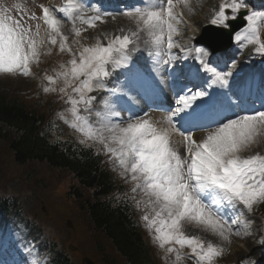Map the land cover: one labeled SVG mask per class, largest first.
I'll list each match as a JSON object with an SVG mask.
<instances>
[{
	"label": "snow or ice",
	"instance_id": "obj_1",
	"mask_svg": "<svg viewBox=\"0 0 264 264\" xmlns=\"http://www.w3.org/2000/svg\"><path fill=\"white\" fill-rule=\"evenodd\" d=\"M19 7L0 6V73L30 75V62L38 59L39 48L46 42L34 38L40 36L42 24L52 45L59 38L60 51L73 53L71 68L62 75L66 80L71 76L79 81L73 87L78 98H69L79 122L74 127L78 126L88 140L102 146L121 169L120 175L134 182L133 192L142 190L155 212L154 218L145 215L143 219L154 227L161 247L172 243L188 245L195 264H213V258L222 249L206 245L198 237L186 236L182 222L199 225L226 241L232 235L253 234L249 230L251 221L246 220L241 228L239 219H233L229 212L251 213L257 204H264V155H240L257 137L264 138V107L250 110L241 106L234 81L237 59L224 62L222 70H218L219 63L213 66L204 59L221 51L216 37L193 36L194 45L179 47L173 34L183 16L174 12V0H146L145 6L121 10L120 14L135 21V31L114 36L107 43L83 46L77 56L66 44L69 37L62 26L63 18H67L75 36H81L75 25L77 19H84L83 3L67 0L59 8L40 4V15L21 11L16 17L14 13ZM96 11L93 23L114 15L105 11L102 16L100 9ZM29 21L36 22L34 34ZM260 22H264V9H255L249 0H224L210 21L228 34L232 44L243 41L239 45L241 50L248 44L254 45L251 58L264 57ZM173 48L178 51L173 52ZM192 51L196 53L197 73L203 83L186 86L178 103L170 109L168 126L158 128L145 119L147 112L139 110L144 100L142 93L163 95L167 88L165 77L173 79L179 68L177 61L188 60ZM239 87L246 90L254 86L241 81ZM81 111L85 115H80ZM201 129L207 130L206 135L194 139V133ZM174 133L186 141L184 155L172 145ZM29 235L23 223L11 232H0V264H39L30 259L38 237L32 235L28 239ZM259 243L264 246V236ZM241 264L264 261L245 257Z\"/></svg>",
	"mask_w": 264,
	"mask_h": 264
},
{
	"label": "rangeland",
	"instance_id": "obj_2",
	"mask_svg": "<svg viewBox=\"0 0 264 264\" xmlns=\"http://www.w3.org/2000/svg\"><path fill=\"white\" fill-rule=\"evenodd\" d=\"M188 0H174V10L175 12L182 13L183 22L177 25V32L173 34V38L175 37L177 41L185 40L186 37L189 38L187 41L189 42L193 36L198 35L201 32V28L206 26L208 21L214 16L215 12H217L220 8V5L224 2V0H197L194 5L191 7H187L185 12L179 11L178 8L181 4ZM194 2V0H192ZM75 3L80 4L83 3L85 5L86 11L82 13L83 17L87 13H91L90 8L87 6V2L85 0H74ZM49 3L50 5H55L56 8L64 6L67 1L65 0H0V6H12L19 5L20 7L16 9L14 15L19 17L21 11L25 14L35 12L37 15H40L41 9L39 8L40 4ZM146 4V0H144ZM137 6H145L143 3L137 4ZM209 11H208V9ZM178 9V10H177ZM205 10V14L203 15V11ZM37 11V12H36ZM208 12V13H207ZM207 14V15H206ZM185 18V19H184ZM65 20L64 25L62 26V31L65 35L69 37L66 44L73 49V52L77 54V43L79 41L78 37L75 36V32L73 30V25L70 20L67 18H63ZM83 20H76V28L81 30L80 41L81 43L85 41L92 42L96 38L99 42L106 43L108 40L112 39L114 36L130 34L132 31L136 30V23L130 17L119 14V16H109L103 17V20L100 21L101 24L93 26H86L83 23ZM33 25V34L35 33V21H29ZM202 26V27H201ZM45 27L43 24L40 29V36L34 37L37 40L45 39V44L39 48V57L30 62V75L24 76L22 73H0V94L6 97L9 100H13L17 97H21L27 104L31 106H36L37 102L42 101L47 104L49 102V97L46 99H38L35 95L37 94V87L39 83V75L41 74V69L36 68L39 62H49V57L53 54L60 52L66 58L73 59V53L65 50L61 52L59 49L60 40L58 38L57 44L52 45L50 40L47 39V32L45 31ZM194 34V35H193ZM143 35V34H142ZM82 38V39H81ZM47 39V40H46ZM52 60V59H51ZM41 85V81H40ZM36 102V103H33ZM44 107L39 108V110H43ZM69 115H71V121L67 125L68 131L67 135L71 134H84L80 131L79 127H74V125H78L79 122L76 120L75 115L72 111H70ZM152 121V118L149 122ZM85 135V134H84ZM201 138V137H200ZM199 138V139H200ZM198 139V140H199ZM96 143V142H95ZM97 145L101 146L97 143ZM256 154L264 155V138L257 137L255 141L251 144V146L240 153L242 158H247L249 156H253ZM183 155V154H182ZM29 170H36L37 177L33 183H30L26 179V173ZM61 171L60 169H57ZM58 171L49 169L47 166L43 164L34 163L27 164L22 166H18L14 163L12 159L2 158L0 162V189L5 188V190H9V193H13V191H18V193L24 198L28 197L25 190L23 189L25 186H30L34 191H38L43 193V181L42 177H55ZM119 172L121 169L118 170ZM51 175V176H50ZM63 177H66L65 175ZM119 177L124 179L119 173ZM34 179V176H31ZM68 180H71L68 178ZM75 182L74 180H71ZM78 181L76 180V186ZM68 188L67 184L58 185L57 195L59 194L61 197L57 199V203H54L47 207L46 212H41V207L44 204H36L32 213L35 214V219H38L42 225H44L45 232L47 236L50 238L53 244H56L57 247L62 248L66 253L68 251V244L74 242L75 246L79 247V254H72L70 257L73 258L76 264H83L82 262V254H83V246H89L90 242L93 241L94 236L86 233V224L83 219H79V223H77L73 219V224H75L77 230H79L78 237L75 238L72 235V231L67 229V221L71 219V216L66 213V211L61 207L60 203L66 199L65 190ZM79 190V187H76ZM142 191V190H141ZM57 198V197H56ZM145 201L146 197L144 196ZM45 207V206H44ZM46 208V207H45ZM249 216V215H248ZM251 221L252 223L249 226V230L253 233L250 236L246 237H238L232 235L229 240H223L216 234L204 230L199 225L194 223H183L182 222V230L188 236L198 237L200 240L204 241L205 244H212L213 246L220 247L222 252L219 256L214 257L213 261H216L218 258H223V262L228 264L229 262H234L235 264H241L243 258L252 257L257 261H264L262 256L264 255V246L259 243V235L261 232V221L260 218L256 217H247L242 220L243 224L245 221ZM185 225V226H183ZM241 226V225H240ZM254 229V231L251 228ZM243 228V227H241ZM83 237L81 238V234ZM263 252V253H262ZM84 256V255H83ZM229 257V258H228ZM228 258V261L226 259ZM258 258V259H257ZM230 259V260H229Z\"/></svg>",
	"mask_w": 264,
	"mask_h": 264
},
{
	"label": "trees",
	"instance_id": "obj_3",
	"mask_svg": "<svg viewBox=\"0 0 264 264\" xmlns=\"http://www.w3.org/2000/svg\"><path fill=\"white\" fill-rule=\"evenodd\" d=\"M42 104L38 102L37 106H31L21 99L8 101L0 94V147L7 143L12 159L20 165L38 161L47 163L52 169L72 173L79 186L93 191L90 198H84V191L76 193L95 229L110 238L121 258L129 260L130 264H145L142 260L146 257L145 243L132 207L113 197L117 182L112 183L109 174L102 169L93 147L75 145L72 141L49 140L42 132L45 115L38 111ZM2 201V211L6 212L8 199ZM50 247L53 264H74L63 251L53 245ZM108 264H118V261H108Z\"/></svg>",
	"mask_w": 264,
	"mask_h": 264
},
{
	"label": "bare ground",
	"instance_id": "obj_4",
	"mask_svg": "<svg viewBox=\"0 0 264 264\" xmlns=\"http://www.w3.org/2000/svg\"><path fill=\"white\" fill-rule=\"evenodd\" d=\"M65 1H67V0H65ZM207 9H208V7H207ZM208 11H209V9H208ZM202 14L203 15L205 14V10L203 11ZM151 124H153V123H151ZM153 125L156 126V127H158V128H164V127H166V125L164 123H158V122H156ZM171 141H172V145L177 149L178 152L181 151V150L183 152L184 141L182 140V138H181V136L179 134L178 135L176 133L172 134Z\"/></svg>",
	"mask_w": 264,
	"mask_h": 264
}]
</instances>
